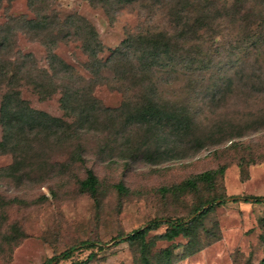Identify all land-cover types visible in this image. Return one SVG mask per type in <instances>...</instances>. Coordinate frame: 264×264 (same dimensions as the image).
I'll list each match as a JSON object with an SVG mask.
<instances>
[{"label":"rangeland","instance_id":"374dc122","mask_svg":"<svg viewBox=\"0 0 264 264\" xmlns=\"http://www.w3.org/2000/svg\"><path fill=\"white\" fill-rule=\"evenodd\" d=\"M234 1L216 0L225 16L195 36H168L166 48L158 46L157 59L149 58L143 66L138 61L150 54L136 35L173 32V1L110 0L103 5L92 0H0V100L8 89H18L32 109L72 120L60 101L67 87L77 92L80 104L109 108L139 102L152 90L157 97L189 108L199 127L218 122L248 130L236 139V149L225 148L230 143L226 142L216 151L156 165L107 161L96 152L104 141L113 139L124 117L104 116L99 131L84 134L80 141L85 165L98 177V204L78 190L76 180L84 176L82 169L65 175L56 171V163L67 160L74 145L43 142L30 152L21 180L0 173V264H42L83 238L106 245L88 264H135L133 249L116 235L142 228L153 218L187 221L194 205L216 192L215 187L208 190L201 184L196 192L177 198L163 195L161 189L222 165L226 195L264 196V125H260L264 122V36H253L264 1L239 0L240 10L232 14L229 7ZM84 41L95 45L97 59L105 61L99 74L91 71L92 56ZM51 53L70 71L54 75L55 91L39 98L34 84L43 70L53 74ZM94 80L99 83L90 91ZM227 81L229 85L222 88ZM44 82L49 83L46 78ZM241 158L256 161L242 168L237 163ZM12 159L10 153H0V168ZM118 183L126 190L119 191ZM201 222L204 228L214 229L219 239L173 264H258L264 258V203L227 201ZM165 227L150 231L148 237ZM185 241L181 236L171 242L157 240L152 254ZM174 252L180 254L182 247ZM88 253L76 251L58 264L85 259Z\"/></svg>","mask_w":264,"mask_h":264},{"label":"trees","instance_id":"16d2710c","mask_svg":"<svg viewBox=\"0 0 264 264\" xmlns=\"http://www.w3.org/2000/svg\"><path fill=\"white\" fill-rule=\"evenodd\" d=\"M103 5L110 0H92ZM119 3H132L136 0H114ZM173 1L171 15L175 26L173 32L157 31L153 33L137 34L141 45L145 46L150 54L141 58L139 65L145 66L149 58L157 59L155 56L159 45L166 48L168 36H195L200 31L211 28L212 23L222 18V6L216 0H155ZM238 1L229 7L232 14L239 12ZM245 1V0H241ZM264 1V0H263ZM259 20L255 24L253 36H264V4L258 10ZM226 14H224L225 16ZM135 38V37H134ZM83 45L92 56L91 71L99 74L103 63L97 59L95 45L87 41ZM90 47V48H89ZM90 49V50H89ZM50 65L53 72L43 70L40 78L34 84V89L39 98H45L55 91L53 87L54 75L60 72L70 71V66L61 61L54 53L49 55ZM108 61V60H107ZM102 63V64H101ZM104 67V66H103ZM49 83H45L44 80ZM94 80L90 91L99 82ZM229 81L222 86L226 88ZM71 87L63 90L60 97L61 106L67 116L72 120L51 116L47 112L34 110L29 102L22 98L18 89L10 88L3 93L0 100V125L2 135L0 138V153H10L12 162L0 168V173L6 177L21 180L26 163L32 157L30 152L34 151L43 142L57 143L63 147L74 145L67 160L56 163L59 174L65 175L74 170H83V177L77 178L78 190L90 196L94 202L99 203V181L94 170L85 165L83 149L80 144L81 136L86 133H95L98 130V123H103L104 116H111L112 113L123 115V121L119 130L112 135V140L104 141L97 150V155L107 161L121 159L124 161L137 160L147 164H160L171 159H178L184 156H193L201 152L216 151L223 143L230 142L225 146L227 149H236L238 142L248 130L233 126H220L218 122L209 126L199 127V123L193 112L184 106L170 102L162 97H157L152 90L145 94L139 102H124L119 107L109 108L88 103L80 104L77 101V92L74 93ZM95 103V101L93 100ZM96 104V103H95ZM260 125H264L261 122ZM250 129V128H248ZM224 149V148H223ZM250 154V153H249ZM255 158H241L237 163L242 168L254 163ZM225 165L215 170H205L182 180L178 184L163 187V195L169 193L172 197H178L186 192H196L201 184L206 188L215 187L210 197L196 203L190 214H193L187 221L183 217H161L153 218L142 228H137L129 233H119L116 237L133 249L135 264H173L175 261L188 257L213 241L219 239L214 229L204 228L202 218L215 206L224 204L227 201L245 203H264V196L242 195L229 196L222 190L221 177ZM119 191H125V187L118 183L115 185ZM207 204V208L203 206ZM1 206V201H0ZM199 211V212H198ZM198 212V213H197ZM165 225V230L148 237L150 231ZM181 236L186 241L183 244L173 243L170 246L160 249L152 254V249L157 240L173 241ZM106 247L105 244L91 239L83 238L67 246L59 252H55L42 264H58L61 261L71 259L76 251L88 250L85 259L73 260L71 264H88L95 255ZM182 247L180 254L174 250ZM258 264H264V258Z\"/></svg>","mask_w":264,"mask_h":264}]
</instances>
